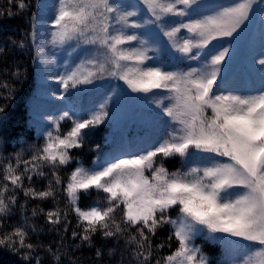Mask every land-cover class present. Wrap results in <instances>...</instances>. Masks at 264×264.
I'll return each mask as SVG.
<instances>
[{"label":"snow or ice","instance_id":"1","mask_svg":"<svg viewBox=\"0 0 264 264\" xmlns=\"http://www.w3.org/2000/svg\"><path fill=\"white\" fill-rule=\"evenodd\" d=\"M10 3L20 10L28 6L25 0ZM254 3L56 0L47 44L85 53L74 66L65 62L64 71L54 77L64 92L105 77L123 81L132 93L154 98L163 135L135 152L109 154L85 167L72 152L83 149L90 133L108 119L106 105L47 117L50 124L43 143L33 147L27 159L23 151L0 158V248L21 255L28 264L33 260L42 264L34 254L44 246L30 242L35 225L4 229L19 191L41 201H56L62 193L65 209L34 208L32 216L39 211L54 230L59 232L63 225L67 232L70 209L79 229L71 231L72 239L79 241L77 248L94 246L99 235L117 245L123 241L125 249L131 246L135 264H211L202 247L193 242L203 236L232 246L230 264H264V86L227 90L220 83L231 47L226 38L236 40L253 22ZM4 15L15 13L0 12ZM31 35L41 59L54 61L55 57L43 54L35 29ZM152 42L174 52V62L165 64L158 56H150L149 52L158 51L150 46ZM18 46L23 48L24 42ZM5 54L0 48V56ZM259 63L264 66V59ZM4 73L7 69L0 75ZM11 75L19 79L22 73L17 68ZM14 90L0 80V100H11ZM5 109L6 105H0V113ZM64 122H70L66 130ZM177 157L181 167L169 171L165 162ZM74 160L76 167L62 176L60 170ZM48 176L43 190L31 187L34 177ZM92 190L97 196L103 193V198L81 207V196ZM165 226L171 229L169 235L154 245L153 238ZM173 241L176 247L169 254H156L172 248ZM46 251L56 262L66 255L50 245ZM114 251L109 248V255ZM95 254L100 258L103 252L97 248Z\"/></svg>","mask_w":264,"mask_h":264},{"label":"trees","instance_id":"2","mask_svg":"<svg viewBox=\"0 0 264 264\" xmlns=\"http://www.w3.org/2000/svg\"><path fill=\"white\" fill-rule=\"evenodd\" d=\"M25 2L28 6L20 10L15 3H10V0H0V12L9 10L15 13L12 16H0V48L6 50V54L0 56V73L7 69V73L0 75V80H6L15 89L11 100H0V105H6L5 111L0 113V158L14 156L16 153L23 151V158L27 159L32 154L31 149L43 143V133L49 130L48 125L50 124V121L44 120L45 115L40 113L41 110H38L42 105L41 102L45 103L46 100L42 99V101V96L37 93L39 84L36 78L35 48L31 35L39 0H25ZM14 41L16 43H13ZM20 41L24 42L25 46L23 48L18 46ZM172 62L174 60L170 59L167 64ZM17 68L22 73L19 79L11 75V72ZM237 73L238 68H235L229 76H236ZM224 81L222 80V83ZM100 96L101 94L98 91H92L86 94L85 97L80 98L90 100L97 99ZM73 103L74 99L69 98L70 108ZM52 104L53 102L49 105L46 104L45 107L43 106L44 110H53L54 112L56 108L52 107ZM93 105L96 104L93 103ZM56 115L57 112H54L53 116ZM68 127H70V122L62 124L63 129L66 130ZM109 132L108 124L103 123L90 133L86 146L83 149L73 150L72 154L85 167L92 166L94 160L105 153L103 151L107 146L106 139ZM95 145H100V148L97 149ZM76 165L77 161L74 160L63 167L60 174L66 177ZM165 166L169 171H174L181 167V161L178 157L170 159L165 162ZM44 171L48 172L47 167ZM50 178V176L34 177L31 187L43 190ZM25 186H28L27 181H25ZM103 195V193H100L97 196L95 190H92L90 195L81 196L80 206L86 208L92 205L94 201L102 199ZM54 207L61 209L67 207V200L62 193L57 196L56 201L51 199L41 201L25 197L23 192L19 191L17 193V205L13 208L12 215L8 218L4 230L8 231L14 226L29 227L35 225L37 230L35 232L30 231V242L44 246L34 254L41 257L42 264H70V261H74L75 264H135L134 259L130 256L131 246L125 249L123 241H120L117 245L115 241L104 240L97 235L94 238V246L82 245L77 248L76 244L79 241L72 239L71 231L79 229L77 228L75 214L70 209L68 210L69 228L67 232L63 231V225L60 226L61 230L59 232L54 230L52 226L46 223L43 213H39V211L37 216H32L34 208L37 210L43 208L46 212ZM172 215L174 216L175 213L173 212ZM25 218H27V224H25ZM170 231L171 229L168 226L160 230L157 236L153 238L154 245L165 240ZM62 238L63 246L61 247ZM195 244L201 246L208 256H216L215 254L220 251L219 245L212 244L201 236L195 238ZM49 245L54 251L59 247L60 252L66 253V255H61V260L56 262L46 251ZM175 247L176 243L173 241L172 248L166 247L156 254L160 256L167 255ZM97 248H100L103 252L100 258H97L95 254ZM109 248H115L112 255L108 253ZM0 264H28V262L23 260L21 255L15 254L6 248H0ZM32 264H35L34 260Z\"/></svg>","mask_w":264,"mask_h":264},{"label":"rangeland","instance_id":"3","mask_svg":"<svg viewBox=\"0 0 264 264\" xmlns=\"http://www.w3.org/2000/svg\"><path fill=\"white\" fill-rule=\"evenodd\" d=\"M121 2L135 3L136 0H121ZM202 2L207 4L231 3L232 0H202ZM55 3L56 0H41V3L38 2L37 12L33 20L32 32L35 29L37 43L43 46V54L49 58L55 57L54 61L42 60L37 53L36 45H34L36 78L39 84L37 93L49 102L57 103L64 98H67V100L69 98L74 99V103L71 106H75L82 101L80 97H85L86 94L92 91H98L101 96L97 100L91 101V103L96 105H92L89 108V102H85L83 109H85L84 112L93 111L98 109L100 104L106 105L109 117L104 124H108L110 129L106 144L110 145L116 139L122 143V148L115 151L114 154L135 152L139 148L155 143L163 135V125L156 115L158 110L154 104L153 97L132 93L124 85L123 81L112 77H105L91 85L78 86L76 89L64 92L63 87L54 77L64 71L65 62H67L68 66H74L79 63L85 53L82 50L73 52L69 46L53 48L50 44H47V39L50 38L48 36L51 24L50 18ZM262 9H264V0H255L253 11L250 13L253 22L248 24V27L240 33L236 40L233 41L232 38H226V40L231 41V47L229 57L225 58L220 83L227 90H256L264 86V79L261 78L264 77V66L259 63L261 59H264V23H262L264 22V11ZM139 31L143 35V30ZM162 39L166 38L162 37ZM224 43V47H229L228 43ZM150 46L158 49L155 53L149 52L150 56H158L165 64L170 59L174 60V52L169 51L156 42H152ZM46 64L47 67L45 66ZM235 68H238V73L236 76L230 77L231 71ZM222 80H225L224 83H222ZM54 93L55 95H53ZM61 93H63L62 96L60 95ZM62 109L61 106L60 110ZM38 110L46 111L42 105ZM53 115V112L43 115L44 120H48L47 117ZM135 129L138 130V133L133 132ZM109 154H112V151ZM229 239L235 238L229 237ZM231 247L229 245L227 249L229 254ZM230 261L231 254L226 259V263L223 264H230Z\"/></svg>","mask_w":264,"mask_h":264}]
</instances>
